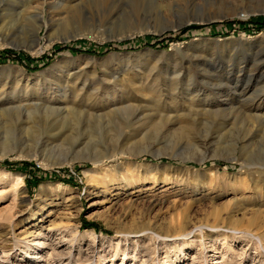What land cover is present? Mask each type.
<instances>
[{
  "label": "rangeland",
  "instance_id": "374dc122",
  "mask_svg": "<svg viewBox=\"0 0 264 264\" xmlns=\"http://www.w3.org/2000/svg\"><path fill=\"white\" fill-rule=\"evenodd\" d=\"M259 17L264 0H0V54L47 56L0 61L18 165L0 264H264Z\"/></svg>",
  "mask_w": 264,
  "mask_h": 264
},
{
  "label": "trees",
  "instance_id": "16d2710c",
  "mask_svg": "<svg viewBox=\"0 0 264 264\" xmlns=\"http://www.w3.org/2000/svg\"><path fill=\"white\" fill-rule=\"evenodd\" d=\"M260 20L264 21V17H259ZM258 18L256 20H252L250 23L253 24V25H256V26H252L254 29L258 30L261 28V26H258V25H261L262 23L258 22L259 20ZM199 28L198 26H191V29H197ZM188 28H186L184 30V32L187 30ZM183 32V31H182ZM146 45H150V43H148V41H146L145 43ZM113 44H107L105 45L104 47H96V49L98 50L97 53H101V51H103L106 47L109 48L111 47ZM56 51H59V50H63L62 46H56ZM96 49L93 48V49H88L89 52H92V53H96ZM14 55V57L12 58L11 56ZM12 58V60H15V62H18L19 64H21L23 67L25 68H29L28 64L27 63H40V62H44L47 58V56H42L36 60H32L31 58H28L26 56H22V55H18V53H13V52H10V51H4L2 52V54H0V61H6L7 59H10ZM27 64V65H26ZM36 68H33V70H36ZM22 165H26V163H23ZM33 169H35V171L37 172H41V170H39L38 168H36L33 164H31ZM0 166L2 167H5V168H14V167H17L18 165L17 164H11V163H7V162H3L0 164Z\"/></svg>",
  "mask_w": 264,
  "mask_h": 264
},
{
  "label": "water",
  "instance_id": "95a60500",
  "mask_svg": "<svg viewBox=\"0 0 264 264\" xmlns=\"http://www.w3.org/2000/svg\"><path fill=\"white\" fill-rule=\"evenodd\" d=\"M209 22H210V19L208 20L207 17L195 16V17H192L189 21H186L183 24H181L180 27H185L191 24H204V23H209Z\"/></svg>",
  "mask_w": 264,
  "mask_h": 264
},
{
  "label": "bare ground",
  "instance_id": "6f19581e",
  "mask_svg": "<svg viewBox=\"0 0 264 264\" xmlns=\"http://www.w3.org/2000/svg\"><path fill=\"white\" fill-rule=\"evenodd\" d=\"M213 19H214V18H213ZM208 20H209V18H208ZM65 40H66V38L58 39V41H65ZM39 50H40V49H39ZM64 163H65V162H64ZM64 163H58V162H57V163H53L52 165H53V166H61V165H63ZM65 164H66V163H65ZM65 164H64V165H65ZM66 165H67V164H66ZM68 165H69V164H68Z\"/></svg>",
  "mask_w": 264,
  "mask_h": 264
}]
</instances>
